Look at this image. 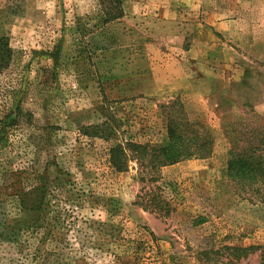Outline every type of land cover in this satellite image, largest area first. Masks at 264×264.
Returning a JSON list of instances; mask_svg holds the SVG:
<instances>
[{
    "label": "rangeland",
    "instance_id": "rangeland-1",
    "mask_svg": "<svg viewBox=\"0 0 264 264\" xmlns=\"http://www.w3.org/2000/svg\"><path fill=\"white\" fill-rule=\"evenodd\" d=\"M121 2L105 23L100 0H0V264H259L264 207L225 174V125L264 122V0ZM170 101L211 154L113 167L115 144L167 142ZM107 117L109 138L83 133ZM149 190L167 214L138 203Z\"/></svg>",
    "mask_w": 264,
    "mask_h": 264
},
{
    "label": "trees",
    "instance_id": "trees-1",
    "mask_svg": "<svg viewBox=\"0 0 264 264\" xmlns=\"http://www.w3.org/2000/svg\"><path fill=\"white\" fill-rule=\"evenodd\" d=\"M106 18L105 23L114 21L122 16L121 0H100ZM12 49L7 39L0 36V70L9 64ZM162 111L166 117L167 142L162 146L151 147L146 144L127 142L124 146L115 144L110 148V163L116 169H121L129 157L135 159L140 167L146 171L154 172L160 167L174 164L189 157L205 158L212 152L214 138L210 131L197 122L190 121L182 105L177 101L163 104ZM23 115L19 106L6 115L9 122L16 123ZM259 122H254V119ZM115 127L114 119L107 117L101 124L82 128L85 135H94L109 138ZM229 149L226 161L225 174L234 180L240 189L253 195L264 207V122L257 115L244 119L238 116L225 125ZM150 182H156L151 177ZM43 184L37 188V194L31 205L37 206L42 201ZM25 197V194L22 195ZM138 200L146 209H152L160 214H167L168 202L162 195L153 190L145 191L138 196ZM239 256H245L250 250L257 247L253 245L242 247H225ZM264 264V254L260 256V263Z\"/></svg>",
    "mask_w": 264,
    "mask_h": 264
}]
</instances>
